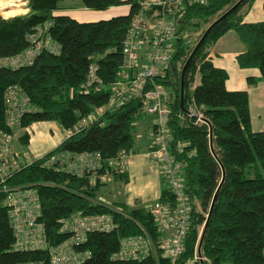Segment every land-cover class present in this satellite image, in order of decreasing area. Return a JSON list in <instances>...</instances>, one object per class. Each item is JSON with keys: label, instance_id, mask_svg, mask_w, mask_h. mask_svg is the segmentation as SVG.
<instances>
[{"label": "trees", "instance_id": "16d2710c", "mask_svg": "<svg viewBox=\"0 0 264 264\" xmlns=\"http://www.w3.org/2000/svg\"><path fill=\"white\" fill-rule=\"evenodd\" d=\"M62 1L28 0L27 14L7 19L0 17V59L15 57L31 48L30 37L37 28L45 25L43 35L60 47L57 55L41 51L30 64L15 69L0 67V128L5 132L11 133L4 127V94L10 87H18L34 108L23 115L21 128L27 129L36 123H55L62 129H71L94 108L106 104L110 85L118 79L122 40L139 0H79L82 8L92 11L129 5L127 15L94 22H78L67 15H56ZM238 1L207 0L205 5L185 6L177 26L178 35L186 30L200 34L191 47L185 46L181 39L176 41L177 52L171 68L165 80L159 81L171 89L170 149L182 163L184 189L194 202L184 251L177 264L190 260L195 248L209 264H264V131L251 129L248 93L227 90L226 70L216 67L209 58L216 41L233 31L245 46L235 58L236 65L240 69L258 70L257 78H248L249 85L264 81V20L243 21L245 8L254 0H244L210 30L185 71L182 106L180 103V73L190 53L205 30ZM15 12L7 14L14 15ZM90 63L98 66L102 85L81 92L79 87L86 78ZM197 76L199 82L194 84ZM188 104L195 106L205 123H196L195 118L186 115ZM142 113L145 112L141 101L130 100L63 140L45 155L54 152L98 153L104 160L121 152L130 155L135 152V134L140 128ZM150 128L151 124L147 133ZM30 137L29 132L23 133L21 145L27 146ZM178 142L184 144L181 154L174 151ZM89 177L85 174L77 178L68 172L47 169L38 160L14 174L7 184L31 185L37 190L41 204L40 220L52 245L67 238L66 234L59 232L60 219L75 212L112 215L116 224L114 230L87 235L82 248L90 252V257L82 264H157L153 257L140 262L111 260L122 238L141 233L136 223L154 240L158 234L145 207L100 204L99 190L106 184L90 185ZM114 180L127 183V173L116 175ZM167 194L164 188L160 198L164 200ZM1 199L0 195V264L47 262L44 252L8 251L13 237ZM159 264L169 263L160 258Z\"/></svg>", "mask_w": 264, "mask_h": 264}, {"label": "built area", "instance_id": "2783aa9c", "mask_svg": "<svg viewBox=\"0 0 264 264\" xmlns=\"http://www.w3.org/2000/svg\"><path fill=\"white\" fill-rule=\"evenodd\" d=\"M205 5L207 0H139L138 8L132 15L130 25L122 40L121 66L118 79L110 85V94L105 105L96 107L71 129H62L64 140L93 124L106 113H111L130 100H139L143 111L153 117L151 128L146 135V156L155 162L165 184L167 196L158 198L147 209L156 227L158 237L154 240L136 223L141 233L120 240L118 250L111 260L118 262H140L153 257L157 264L165 259L169 264H177L184 251L186 234L192 221L194 202L185 192L182 178V163L170 149L172 135L168 126L171 109L167 88L159 81L165 80L171 68L176 41L181 39L187 47L194 45L198 32L184 31L178 35L177 26L185 6ZM46 26L37 28L30 37L32 47L10 58L0 59V67L15 69L30 64L41 51L59 54L60 47L50 37L43 35ZM193 38L195 40H193ZM102 80L98 66L90 63L81 92L100 87ZM4 127L0 128V195L1 206L7 211L8 225L13 242L9 252H44L47 262L27 261L9 264H82L90 257V252L82 248L87 235L94 232L109 233L116 228L110 214L87 215L75 212L60 219L59 232L67 238L52 245L40 220L41 204L37 190L31 185H8L7 182L17 172L41 161V166L56 172H68L77 178L89 174V184L111 183L116 175L126 173L125 165L129 156L124 152L114 158L104 160L98 153L70 154L54 152L32 159L25 151L14 146V131L21 128L25 113L34 110L29 98L18 87H10L4 94ZM185 113L195 118L196 123H205L202 115L188 104ZM31 127V126H30ZM28 129V128H27ZM184 144L178 142L174 151L181 154ZM106 165V167H103ZM104 171L102 172V169ZM100 204H103L99 200ZM146 208V207H145ZM118 213V210H115ZM209 264L195 248L193 257L183 264Z\"/></svg>", "mask_w": 264, "mask_h": 264}, {"label": "crops", "instance_id": "0c3cea01", "mask_svg": "<svg viewBox=\"0 0 264 264\" xmlns=\"http://www.w3.org/2000/svg\"><path fill=\"white\" fill-rule=\"evenodd\" d=\"M263 4L264 0H254L251 5H249V7L247 6L245 8L243 21L247 23L263 21ZM128 12L129 5L110 7L104 11H92L82 8L80 2L77 0H64L60 3L59 9L55 11V14L67 15L78 22H94L99 20H107L116 16L127 15ZM231 32L233 31H230V33ZM227 34H229V32L219 38L218 41L211 47L209 58L216 67L226 70L228 78L225 82V87L227 90H245L248 93L251 129L254 132H262L264 131V81H257V83L254 85L248 84V78H257L259 76V72L255 68H238L235 61V58L238 56V54L233 55L232 53H229L227 56L228 65H225L222 58L225 57L223 51L227 50L225 46L228 44V41L226 42L224 40ZM148 118L149 120L147 123L142 124L143 121L140 122V128H142L145 134L147 133V128L153 121L152 116H148ZM49 125H55L56 127L58 126L55 123H50ZM63 140L64 136L61 141L53 147V149H55ZM41 142L44 143V141L40 140V143ZM144 144L146 152L147 139H145ZM125 169L128 177L127 183L114 180L113 182L108 183V186L105 185V187L113 188L111 189V194L114 191L119 192V199L117 201L115 200L117 199V193L113 194L115 201H111L112 204H123L127 208H136L140 207L143 203L152 204L154 201L160 198L161 192L165 188V184L161 177L160 168L155 162L151 161L145 153L141 155L135 154L132 158L128 159ZM142 180L145 182V187L138 189L137 183L141 182ZM118 182L122 183L123 186L126 185L124 187L125 190L123 194L121 192L122 188L117 189L115 187L116 183Z\"/></svg>", "mask_w": 264, "mask_h": 264}, {"label": "rangeland", "instance_id": "374dc122", "mask_svg": "<svg viewBox=\"0 0 264 264\" xmlns=\"http://www.w3.org/2000/svg\"><path fill=\"white\" fill-rule=\"evenodd\" d=\"M6 1H8V0H6ZM13 1L15 2V4H13L12 7H8V8H5L4 10L0 11V17L1 18L7 19V18L14 17V16L27 14V12H28V9H27L28 0H13ZM77 1H79V0H77ZM70 2H73V1H70ZM12 11H16L14 13V15H11V14L8 15L7 14V13H10ZM199 34H200V32H198L194 38L197 39ZM194 38H193V40H195ZM224 40L226 42L228 41V44L225 46V48L227 50L223 51L225 57L222 58V60L225 63V65H228L227 56L229 55V53H232L233 55L242 53L245 50V46H244V44H242L239 41L238 37L236 36V34L234 32H231V33L229 32V34H227L225 36ZM218 59H220V58H218ZM198 82H199V80H198V76H197V77H195L194 84H196ZM228 86H230V85H228ZM165 91L167 93H170L171 89L166 88ZM140 119H141L140 122L143 121L142 124L147 123V121L149 120L148 115L145 113H142L140 115ZM49 124L50 123H36V124H33L28 129H24V130L20 129V130L14 131V134H13L14 146L16 147V149L19 151H25L32 159L39 158L41 155H44V154H46V152L53 149V147L56 146V144L61 141L64 134L61 131L60 127H58V126L56 127L55 125H49ZM25 132L30 133L31 141H29L28 145L24 147L20 143V137ZM145 139H146L145 132L142 130V128L138 127V130L136 131V134H135V146H134L135 152L129 156V159L132 158L135 154L141 155V154L145 153V144H144ZM40 140L44 141V143H42V142L40 143ZM127 161H128V159H127ZM106 186H108V183L106 184ZM125 186L126 185L123 186L122 183L118 182V183H116L115 187L117 189L122 188L121 192L123 194V192L125 190L124 189ZM137 187H138V189L144 188L145 187L144 180H142L141 182H138ZM111 189H113V188H111V187L108 188V187L102 186L99 190V192H100L99 200L105 206H111L112 207L113 204L111 201H115V200L117 201L119 199L118 198L119 192L114 191L111 194L110 193ZM113 194H116L117 199L114 200ZM120 195H121V193H120ZM150 205H151L150 203H143L140 207H146V209H148L150 207Z\"/></svg>", "mask_w": 264, "mask_h": 264}, {"label": "water", "instance_id": "95a60500", "mask_svg": "<svg viewBox=\"0 0 264 264\" xmlns=\"http://www.w3.org/2000/svg\"><path fill=\"white\" fill-rule=\"evenodd\" d=\"M244 0H239L233 7H231L228 11H226L224 14H222L217 20H215L206 30L205 32L202 34L201 38L199 39V41L197 42V44L194 46L192 52L190 53L186 63L184 64L182 70H181V73H180V103H181V106H182V97H183V85H184V74H185V71L194 55V53L196 52V50L200 47V45L204 42L206 36L208 35V33L210 32V30L218 23L220 22L222 19H224L225 17H227L231 12H233ZM179 22V21H178ZM184 110V109H183ZM214 201H215V196L213 198V201H212V204L210 206V209H209V212H208V215L206 217V223H205V226L204 228L206 227L207 225V222H208V219H209V216L211 214V211H212V207H213V204H214Z\"/></svg>", "mask_w": 264, "mask_h": 264}, {"label": "bare ground", "instance_id": "6f19581e", "mask_svg": "<svg viewBox=\"0 0 264 264\" xmlns=\"http://www.w3.org/2000/svg\"><path fill=\"white\" fill-rule=\"evenodd\" d=\"M15 2L13 0H0V11L4 10L5 8L12 7Z\"/></svg>", "mask_w": 264, "mask_h": 264}]
</instances>
